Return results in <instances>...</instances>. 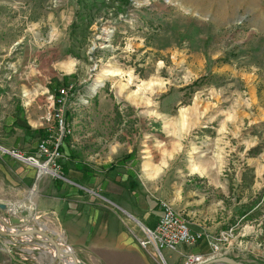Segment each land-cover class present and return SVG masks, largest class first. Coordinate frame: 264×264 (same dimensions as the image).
<instances>
[{
    "label": "rangeland",
    "instance_id": "rangeland-1",
    "mask_svg": "<svg viewBox=\"0 0 264 264\" xmlns=\"http://www.w3.org/2000/svg\"><path fill=\"white\" fill-rule=\"evenodd\" d=\"M67 87L60 130L50 98ZM8 118L31 122L41 142L24 158L41 165L48 161L41 143H59L60 153L66 140L85 162H114L133 150L144 175L164 167L206 200H217L222 183L218 199L239 204L238 218L222 231L228 236L209 241V256L188 254L179 264L217 257L264 264V0H0V130ZM63 159L43 173L32 161L0 157L4 224L45 229L52 217L60 240L55 216L39 211L38 184L65 185ZM19 239L17 260L60 264L42 237ZM163 258L152 252L150 260L170 264Z\"/></svg>",
    "mask_w": 264,
    "mask_h": 264
},
{
    "label": "crops",
    "instance_id": "crops-1",
    "mask_svg": "<svg viewBox=\"0 0 264 264\" xmlns=\"http://www.w3.org/2000/svg\"><path fill=\"white\" fill-rule=\"evenodd\" d=\"M30 123L24 126L23 120L8 118L0 130V148L15 149L23 157L36 155L41 138L28 129ZM13 132L15 136H7ZM62 145L60 154L66 162L62 174L69 180H65L60 189H52L53 182L44 177L42 180L40 176L42 181L38 186L44 201L39 211L43 215L55 216V222L61 228L58 243L63 249L67 247L71 250L80 264H152V252L147 253L139 245V239L143 238L139 225L155 229L163 213V204L170 205L182 215L190 223L192 233L200 235L194 246L184 245L174 252L165 250L163 254L169 258L170 264H179L188 254L209 256V241L228 229L227 225L239 216V204L234 209L227 208L218 199L226 194L222 183L215 185L218 188L217 200H206L200 190L191 188L189 180L186 179L187 184H182L179 176L170 178L164 167L159 169L158 176L144 175L141 161L133 150L128 151L127 157L114 162H85L78 159L75 153H70L66 140ZM0 157L5 163L10 159L15 163L19 160L1 149ZM19 162L29 163L25 160ZM29 165L25 166L26 169ZM19 167H12L17 174ZM21 172V178L28 173L26 171L21 175ZM56 184L59 182L56 181ZM222 210L227 212L225 218L222 217ZM49 220L52 222V217L46 218L44 228L58 235L49 229ZM2 241L18 255L20 239L2 238ZM0 264H17L2 245Z\"/></svg>",
    "mask_w": 264,
    "mask_h": 264
},
{
    "label": "built area",
    "instance_id": "built-area-1",
    "mask_svg": "<svg viewBox=\"0 0 264 264\" xmlns=\"http://www.w3.org/2000/svg\"><path fill=\"white\" fill-rule=\"evenodd\" d=\"M71 90H73L71 87L61 89L55 99L53 97L50 98L53 102L52 106H57L60 109L55 113L60 130H63L65 126L61 108L67 104ZM49 142L50 140H44L39 146L40 154L48 159L46 164H43L47 167L50 163H55L60 158L59 143L55 144V148L52 149ZM7 152L19 160L38 162L34 158L25 159L15 151L9 150ZM141 231L143 238L139 239L140 247L146 252H154L162 260H164L163 252L165 250L174 252L184 245L194 246L200 238V235L192 233L188 221L168 204H163V213L155 229L142 226ZM229 233L226 231L222 232V237L225 238L228 236L226 234ZM211 246L213 249L218 250V246L214 243ZM203 262L205 261L199 262V264Z\"/></svg>",
    "mask_w": 264,
    "mask_h": 264
},
{
    "label": "water",
    "instance_id": "water-1",
    "mask_svg": "<svg viewBox=\"0 0 264 264\" xmlns=\"http://www.w3.org/2000/svg\"><path fill=\"white\" fill-rule=\"evenodd\" d=\"M4 220L0 217V223H3ZM40 236L44 240L43 242L50 244L56 251V260L60 261V264H64V261H66V264H80L75 255L72 253L71 250L66 251L62 248V246L58 243L59 237L57 235H54L45 229H32L30 231H21L17 229L14 226L8 225L6 229L0 228V245L10 254L11 258L17 261L20 264H25L20 260H17L12 247L8 243H4L2 241V238L5 239H11V238H27L28 236ZM68 260H71L73 263H69ZM202 264H244L242 262H239L233 258L230 257H217L209 259Z\"/></svg>",
    "mask_w": 264,
    "mask_h": 264
},
{
    "label": "bare ground",
    "instance_id": "bare-ground-1",
    "mask_svg": "<svg viewBox=\"0 0 264 264\" xmlns=\"http://www.w3.org/2000/svg\"><path fill=\"white\" fill-rule=\"evenodd\" d=\"M110 32V31H109ZM71 63V62H70ZM69 64V63H68ZM72 65V64H71ZM66 67V66H65ZM72 67V66H71ZM67 68V67H66ZM69 68V67H68ZM68 68H67V70H68ZM70 70V69H69ZM100 80V79H99ZM100 85H102V81L100 80V81H98V82H96L95 83V85L93 86V90L95 91L96 89H97V87H99ZM33 166H38L42 171H43V173H45V172H50V173H52V171H50V169L46 166V165H41V164H39L38 162H30ZM0 228L1 229H6L7 228V225L6 224H4V223H0ZM29 230V229H28ZM31 230V229H30ZM35 240V239H34ZM43 242V241H42ZM61 245V244H60ZM67 248V247H66ZM69 249H67L66 251H68ZM69 261V263L71 262V263H73L71 260H68Z\"/></svg>",
    "mask_w": 264,
    "mask_h": 264
}]
</instances>
